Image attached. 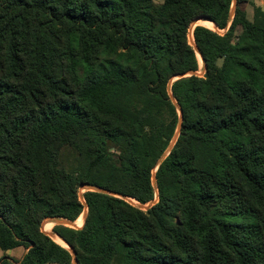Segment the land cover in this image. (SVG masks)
Instances as JSON below:
<instances>
[{
    "label": "trees",
    "instance_id": "1",
    "mask_svg": "<svg viewBox=\"0 0 264 264\" xmlns=\"http://www.w3.org/2000/svg\"><path fill=\"white\" fill-rule=\"evenodd\" d=\"M233 1L0 0V264H73L42 223L86 206L78 264H264V8Z\"/></svg>",
    "mask_w": 264,
    "mask_h": 264
},
{
    "label": "rangeland",
    "instance_id": "2",
    "mask_svg": "<svg viewBox=\"0 0 264 264\" xmlns=\"http://www.w3.org/2000/svg\"><path fill=\"white\" fill-rule=\"evenodd\" d=\"M155 2H157V3H161V2H163V0H154ZM235 6H237V0H234L233 1V4H232V9H234L235 8ZM241 6L247 11V16H248V18L250 19V20H253V16H254V10H255V7H257V6H260V7H262V8H264V0H243L242 2H241ZM195 24L196 25H205V26H207V27H209L208 26V24H209V22L205 19V17H199V18H197V19H195L192 23H191V27H190V33H189V42H190V44L193 46V43H194V39L192 40V30H194V26H195ZM209 28H211V29H213V30H218V28L216 27V26H212V27H209ZM240 29L238 30V33H240ZM221 32H223V31H221ZM198 59H199V61H200V70L198 71V72H195L196 74H198V75H200V76H203L204 74H205V65H204V61L201 59V57H199V55H198ZM178 77V76H177ZM177 77H175V78H177ZM174 79V78H173ZM178 79V78H177ZM178 112H179V110H178ZM179 115H180V112H179ZM181 117H182V119H181ZM180 119H181V127H180V129H179V132L177 131L176 132V135H175V137H174V139H173V141H172V143L171 144H175V142L177 141V139H178V137H179V135H180V131H181V128H182V122H183V112H182V114L180 115V118H179V121H180ZM177 130H178V128H177ZM173 147V146H172ZM171 150V149H170ZM77 164H78V153L71 147V146H68V145H66V146H63L62 147V149H61V152H60V166L62 167V168H64L65 170H67V171H73L75 168H76V166H77ZM157 170V168L155 169V171ZM154 171V172H155ZM155 177V176H154ZM153 177V178H154ZM86 191V187H84V186H81L80 188H79V195H80V197H81V199L83 200V193ZM129 201H131L132 203H134L135 205H138V206H140L143 210H146V209H148V207H150L152 204H154L155 202H157L158 201V196H157V198H156V200H154L153 202H152V204L150 205V204H145V205H143L142 203H140V202H138L137 200H135V199H128ZM86 213H87V210L85 209L83 212H82V214L80 215V217L76 220V221H72V224L73 225H66V226H69V227H75V228H77V227H81L80 225H78V223H77V221L78 222H80L81 223V225L82 224H84L83 222H84V216L86 215ZM48 222H50L51 224H46V223H48ZM46 224V225H45ZM55 225H61V224H55V222L51 219V218H49V219H45L44 221H43V223H42V231H45V232H48V233H56L54 230H53V228H54V226ZM46 228H47V230H46ZM57 234V233H56ZM54 236L55 235H53V237H52V239L54 240V241H56L55 239H54ZM58 236V235H57ZM57 242V241H56ZM58 243V242H57ZM60 244V243H59ZM62 245V244H61ZM63 246V245H62ZM65 247V246H64ZM67 249H69L71 252H72V250L70 249V247L68 246V247H66ZM21 249V252L22 251H24V249H23V247H21L20 248ZM13 252H14V250H12V251H3V250H1L0 249V258L1 257H3V256H9V255H13ZM73 254V253H72ZM73 263H74V261H73Z\"/></svg>",
    "mask_w": 264,
    "mask_h": 264
},
{
    "label": "water",
    "instance_id": "3",
    "mask_svg": "<svg viewBox=\"0 0 264 264\" xmlns=\"http://www.w3.org/2000/svg\"><path fill=\"white\" fill-rule=\"evenodd\" d=\"M235 9H236V6H235V8L234 9H232V18H233V16H234V14H235ZM206 20H210V21H212L211 19H209V18H205ZM213 22V21H212ZM214 23V22H213ZM197 25L195 24V26L194 27H196ZM214 26H216V24L214 23ZM192 37H193V30H192ZM193 46H194V48H195V50L197 51V53L198 54H200V56H201V58H202V60H203V57H202V54H201V52H200V50H199V48L196 46V44H195V42L193 43ZM195 72H190V73H187V74H182V75H179L177 78H181V77H185V76H189V75H192V74H194ZM177 78H174V79H171V81H170V83H169V87H171V85H172V83H173V81L174 80H176ZM173 98V97H172ZM173 101H174V103H175V105L177 106V108H178V110H179V112H180V115L182 114V109H181V107H180V105L178 104V102L173 98ZM181 119H182V117H181ZM181 119H180V121H179V124H178V132H179V129H180V127H181ZM172 146H173V144H171L170 145V147L168 148V150L166 151V153L159 159V161H158V165L165 159V157L169 154V152H170V149L172 148ZM153 180H154V182L156 183V178L154 177L153 178ZM86 188L88 189V190H91V191H98V192H103V193H107V194H110V195H118V194H116V193H114V192H112V191H110V190H107V189H104V188H100V187H96V186H86ZM150 205L152 204V203H149ZM86 210H87V213H86V215L84 216V223H85V221H86V218H87V214H88V207L86 206V208H85ZM54 222H55V224H61V225H73L72 224V221L71 220H68V219H66V218H51ZM84 225V224H83ZM82 225V226H83ZM81 226V227H82ZM81 227H77V228H81ZM45 232V231H44ZM48 236H50L51 238L53 237V235H58V234H56V233H48V232H45ZM59 236V235H58ZM60 237V236H59ZM61 239H63L62 237H60ZM64 240V239H63ZM65 241V240H64ZM66 242V241H65ZM67 243V242H66ZM67 245L70 247V249L72 250V253H73V255H74V263L73 264H78V259H77V255H76V251L74 250V248L69 244V243H67Z\"/></svg>",
    "mask_w": 264,
    "mask_h": 264
},
{
    "label": "bare ground",
    "instance_id": "4",
    "mask_svg": "<svg viewBox=\"0 0 264 264\" xmlns=\"http://www.w3.org/2000/svg\"><path fill=\"white\" fill-rule=\"evenodd\" d=\"M207 21L209 22V24H208L209 27L214 26V23H213L212 21H210V20H207ZM205 25H206V24H205ZM192 40H193V38H192ZM198 55H199V57H201L200 54H198ZM201 59H202V58H201ZM77 223H78V225H80V226L83 225V224L81 225V223L78 222V221H77ZM83 223H84V222H83ZM46 224H51V223L48 222V223H46ZM46 224H45V225H46ZM46 230H47V228H46ZM54 239H55L57 242L61 243L63 246L68 247L67 243H66L63 239H61L59 236L55 235V236H54Z\"/></svg>",
    "mask_w": 264,
    "mask_h": 264
},
{
    "label": "crops",
    "instance_id": "5",
    "mask_svg": "<svg viewBox=\"0 0 264 264\" xmlns=\"http://www.w3.org/2000/svg\"><path fill=\"white\" fill-rule=\"evenodd\" d=\"M61 244V243H60ZM21 247H18V248H15V249H12V250H14V252H13V255H9L10 257H13V258H15V259H17V260H20V259H22V257L24 256V254L26 253V250L24 249V251H22L21 252V249H20ZM12 250H8V251H12Z\"/></svg>",
    "mask_w": 264,
    "mask_h": 264
},
{
    "label": "built area",
    "instance_id": "6",
    "mask_svg": "<svg viewBox=\"0 0 264 264\" xmlns=\"http://www.w3.org/2000/svg\"><path fill=\"white\" fill-rule=\"evenodd\" d=\"M128 199H129V198H128ZM128 199H127V201H129ZM130 202H131V201H130Z\"/></svg>",
    "mask_w": 264,
    "mask_h": 264
}]
</instances>
